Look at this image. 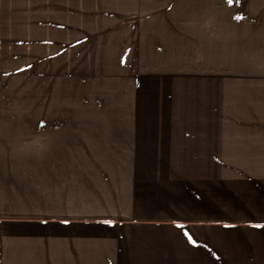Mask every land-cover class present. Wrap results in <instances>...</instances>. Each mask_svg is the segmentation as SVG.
<instances>
[{
    "label": "crops",
    "instance_id": "0c3cea01",
    "mask_svg": "<svg viewBox=\"0 0 264 264\" xmlns=\"http://www.w3.org/2000/svg\"><path fill=\"white\" fill-rule=\"evenodd\" d=\"M28 65L84 117L0 120L34 128L0 142V264H264V0H0Z\"/></svg>",
    "mask_w": 264,
    "mask_h": 264
},
{
    "label": "rangeland",
    "instance_id": "374dc122",
    "mask_svg": "<svg viewBox=\"0 0 264 264\" xmlns=\"http://www.w3.org/2000/svg\"><path fill=\"white\" fill-rule=\"evenodd\" d=\"M7 66V71L0 73V120H7V123H14L20 120H35L36 118L52 119V118H83L84 116L72 113L69 115L67 111H63V107H67V96H45L37 95L36 80L34 73V65H28L27 69L20 70L19 68ZM107 84V83H106ZM82 88V87H78ZM75 88L77 92L78 90ZM76 107H81L80 104H86L85 107H92L91 100L96 97H83L73 96ZM97 99V98H96ZM55 108V112H52V108ZM43 107V111L37 113V108ZM40 114V115H39ZM38 115V116H37ZM9 125V124H7ZM33 131L34 128H19L8 127L0 128L2 136H0V142L7 144V152L13 151V145L15 140L26 142L34 139H16L11 135H27L29 131ZM7 135V137L5 136ZM19 144V142H17ZM22 159L19 161L24 164L31 161ZM7 185V160H0V188Z\"/></svg>",
    "mask_w": 264,
    "mask_h": 264
},
{
    "label": "snow or ice",
    "instance_id": "6c2138e0",
    "mask_svg": "<svg viewBox=\"0 0 264 264\" xmlns=\"http://www.w3.org/2000/svg\"><path fill=\"white\" fill-rule=\"evenodd\" d=\"M227 2L229 3V4H231L232 2H233V0H227ZM258 227H260L259 225H257Z\"/></svg>",
    "mask_w": 264,
    "mask_h": 264
}]
</instances>
